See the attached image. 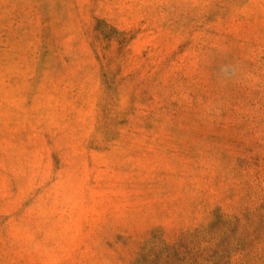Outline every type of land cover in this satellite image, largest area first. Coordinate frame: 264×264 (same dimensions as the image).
Wrapping results in <instances>:
<instances>
[{
    "label": "rangeland",
    "instance_id": "obj_1",
    "mask_svg": "<svg viewBox=\"0 0 264 264\" xmlns=\"http://www.w3.org/2000/svg\"><path fill=\"white\" fill-rule=\"evenodd\" d=\"M0 264H264V0H0Z\"/></svg>",
    "mask_w": 264,
    "mask_h": 264
}]
</instances>
